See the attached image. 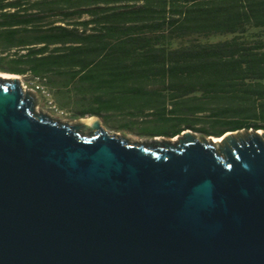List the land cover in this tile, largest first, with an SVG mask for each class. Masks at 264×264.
Wrapping results in <instances>:
<instances>
[{"label": "water", "instance_id": "1", "mask_svg": "<svg viewBox=\"0 0 264 264\" xmlns=\"http://www.w3.org/2000/svg\"><path fill=\"white\" fill-rule=\"evenodd\" d=\"M36 106L0 76V264H264L263 130L142 142Z\"/></svg>", "mask_w": 264, "mask_h": 264}, {"label": "trees", "instance_id": "2", "mask_svg": "<svg viewBox=\"0 0 264 264\" xmlns=\"http://www.w3.org/2000/svg\"><path fill=\"white\" fill-rule=\"evenodd\" d=\"M216 35L232 37L199 41ZM0 55L1 73L71 87L56 95L78 119L119 112L169 139L264 131V0H0Z\"/></svg>", "mask_w": 264, "mask_h": 264}, {"label": "rangeland", "instance_id": "3", "mask_svg": "<svg viewBox=\"0 0 264 264\" xmlns=\"http://www.w3.org/2000/svg\"><path fill=\"white\" fill-rule=\"evenodd\" d=\"M232 36L230 35H216L209 38L201 37L199 38V41L201 42H210V43H216L219 41H224L227 39H230ZM20 82L23 86V82H26L25 79L22 77L20 78ZM30 92V91H28ZM32 96H34L37 106V111L53 116L56 118L55 114L48 109L47 101L41 97L40 95L30 92ZM69 112V117L65 118L62 121L70 122L72 124H78L83 119H78V115H74V112L72 111H66ZM99 118L101 127L105 129L106 131L118 135L127 137L133 141H142V142H149L154 137H151V134H158V131L153 126H149V124L142 123L140 119H131L129 116L125 114H121L119 112H106L103 111L97 116ZM77 118V119H76ZM194 133V132H193ZM245 133V132H244ZM196 137L198 139H203L205 137L204 135L200 133H196ZM160 138V137H158ZM177 139V137L173 138ZM166 140H169V138H166ZM178 141V140H177Z\"/></svg>", "mask_w": 264, "mask_h": 264}, {"label": "built area", "instance_id": "4", "mask_svg": "<svg viewBox=\"0 0 264 264\" xmlns=\"http://www.w3.org/2000/svg\"><path fill=\"white\" fill-rule=\"evenodd\" d=\"M24 78L26 82H23V88L26 91L36 93L43 97L47 101L48 109L52 111L57 119L64 120L69 117L70 113L63 109H60L55 101L53 93L48 86V81L46 77L38 75L27 74L25 76H20L19 78Z\"/></svg>", "mask_w": 264, "mask_h": 264}, {"label": "crops", "instance_id": "5", "mask_svg": "<svg viewBox=\"0 0 264 264\" xmlns=\"http://www.w3.org/2000/svg\"><path fill=\"white\" fill-rule=\"evenodd\" d=\"M22 53H25V52H22ZM0 56H2V55H0ZM13 76L20 77L19 75H13ZM51 91H52L53 96H54V101L60 109H63L65 111H71V112L73 111L74 112L80 106V103L78 101L73 100V98H71L69 100L68 98H63L60 95H58V96L56 95V92L59 94H61L63 92L67 93L68 95L72 94V88L71 87H56V88L51 89Z\"/></svg>", "mask_w": 264, "mask_h": 264}, {"label": "bare ground", "instance_id": "6", "mask_svg": "<svg viewBox=\"0 0 264 264\" xmlns=\"http://www.w3.org/2000/svg\"><path fill=\"white\" fill-rule=\"evenodd\" d=\"M0 76L2 78H5V79H20L19 77L17 76H13V75H10V74H6V73H0ZM84 123H86L87 125H91L94 121H95V118H92V117H87V118H84ZM261 133V132H260ZM176 141V139H174ZM214 141L215 142H218V141H222V138H214Z\"/></svg>", "mask_w": 264, "mask_h": 264}]
</instances>
